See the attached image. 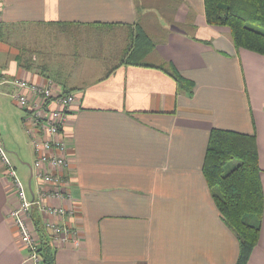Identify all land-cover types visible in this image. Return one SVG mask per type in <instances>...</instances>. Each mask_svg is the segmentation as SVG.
I'll list each match as a JSON object with an SVG mask.
<instances>
[{
    "label": "crops",
    "instance_id": "0c3cea01",
    "mask_svg": "<svg viewBox=\"0 0 264 264\" xmlns=\"http://www.w3.org/2000/svg\"><path fill=\"white\" fill-rule=\"evenodd\" d=\"M0 13V78L52 80L75 97L64 131L75 215L64 220L79 246H56L33 212L55 264H236L202 165L213 128L254 135L264 193V56L207 24L204 0H0ZM133 41L135 61L122 63ZM11 92L0 85L1 104L16 106ZM16 204L0 161V264H28ZM247 264H264V210Z\"/></svg>",
    "mask_w": 264,
    "mask_h": 264
},
{
    "label": "trees",
    "instance_id": "16d2710c",
    "mask_svg": "<svg viewBox=\"0 0 264 264\" xmlns=\"http://www.w3.org/2000/svg\"><path fill=\"white\" fill-rule=\"evenodd\" d=\"M204 7L207 24L227 28L237 49L264 56V0H204ZM138 42L135 47L133 41L122 63L135 61V53L141 43ZM162 70L180 90L191 93L192 82L171 67ZM202 173L221 219L237 237L239 252L236 264H247L259 240L264 210L255 136L213 128L208 137ZM32 217L41 264H55V250L39 216L34 214Z\"/></svg>",
    "mask_w": 264,
    "mask_h": 264
},
{
    "label": "built area",
    "instance_id": "2783aa9c",
    "mask_svg": "<svg viewBox=\"0 0 264 264\" xmlns=\"http://www.w3.org/2000/svg\"><path fill=\"white\" fill-rule=\"evenodd\" d=\"M1 22V13H0ZM10 84L11 97L24 111L22 124L33 152L30 177L37 185L36 195L29 199L25 186L16 176L3 144L0 142V161L12 181L17 204L8 216L18 226L20 242L27 249L25 262L41 264L38 236L33 226V212L42 219L43 227L56 246L72 243L79 246L75 228L65 223L75 215L69 170V146L64 136L68 115L75 97L57 89L52 80L42 86L14 78H0V85ZM55 200L59 205L47 203ZM59 220V221H57Z\"/></svg>",
    "mask_w": 264,
    "mask_h": 264
},
{
    "label": "rangeland",
    "instance_id": "374dc122",
    "mask_svg": "<svg viewBox=\"0 0 264 264\" xmlns=\"http://www.w3.org/2000/svg\"><path fill=\"white\" fill-rule=\"evenodd\" d=\"M1 102L7 104L0 103V142L17 178L28 191L33 152L22 124L24 113L17 105H10L4 98H1Z\"/></svg>",
    "mask_w": 264,
    "mask_h": 264
}]
</instances>
